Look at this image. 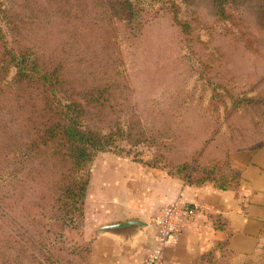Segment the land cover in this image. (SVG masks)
<instances>
[{
    "label": "rangeland",
    "instance_id": "rangeland-1",
    "mask_svg": "<svg viewBox=\"0 0 264 264\" xmlns=\"http://www.w3.org/2000/svg\"><path fill=\"white\" fill-rule=\"evenodd\" d=\"M10 49L38 64L29 74L49 78L55 104L80 102L83 124L112 135L82 180L101 154L170 171L189 164L199 179L208 165L226 172L227 152L264 144V0H0L7 81ZM5 82L0 264H72L90 240L86 195L74 209L57 201L65 163L54 147L35 158L18 150L22 130L6 112L17 89ZM220 264H264V238L257 254Z\"/></svg>",
    "mask_w": 264,
    "mask_h": 264
},
{
    "label": "crops",
    "instance_id": "crops-1",
    "mask_svg": "<svg viewBox=\"0 0 264 264\" xmlns=\"http://www.w3.org/2000/svg\"><path fill=\"white\" fill-rule=\"evenodd\" d=\"M229 161L240 171L239 187L223 190L212 181L188 184L128 158L97 156L85 199L88 264H142L155 231L154 216L175 201L197 212L178 242L165 248L160 264H194L206 252L218 253L224 242L233 255L257 254L264 238V144L230 151ZM128 220L148 225L131 234H95L102 226Z\"/></svg>",
    "mask_w": 264,
    "mask_h": 264
},
{
    "label": "trees",
    "instance_id": "trees-1",
    "mask_svg": "<svg viewBox=\"0 0 264 264\" xmlns=\"http://www.w3.org/2000/svg\"><path fill=\"white\" fill-rule=\"evenodd\" d=\"M6 51L9 54V59H3L2 62L14 65L16 73L10 81H7L8 71L1 72L0 77L1 80H6L5 85H8L10 90L17 89L15 93L16 100L9 104V107L13 106L14 111L10 113L8 108L6 112L14 117L13 121L22 130L20 133L22 137L19 140L21 143L16 142L18 150L24 151L23 156L26 158H35L38 155L46 154L48 149L54 147L53 154L61 157V160L65 163L60 172L62 184L59 188L60 195L57 201H61V198L71 202L73 209L78 208L77 202L79 200L83 201L85 198L89 181V179L82 180L80 178L81 171L93 156L98 153L109 152L107 150L111 144L112 135L94 130L83 124V117L87 115V111L80 102L71 100L61 103L56 100L55 104L50 98V94L53 95L55 90L48 82L49 78L46 75H40L35 80L29 74L31 71L40 74L36 62L33 61L30 68H28L29 54H17L11 49ZM48 85L52 87L51 90L47 88ZM4 87L0 86V96L5 94ZM32 93L34 94L32 95ZM253 102L256 103V101ZM1 104L0 100V110ZM20 116L22 121L19 120ZM208 147L207 145L205 148L209 151ZM225 160L224 163L227 164L226 172L220 171L215 165H208L209 168L203 167L201 169L205 175L199 179H195L193 176V174H196L197 167L191 168L189 164H184L173 171L168 169L163 171L169 176L180 178L188 184L200 185L212 181L219 189H237L239 187L240 171L231 166L229 152L226 153ZM201 166L205 165L202 164ZM184 172H188V174L185 175ZM217 220L219 226L224 227L226 222L222 218ZM84 248V257L78 253L81 249H75L77 257L76 260L72 261V264H88L90 241ZM218 249V253L215 251L206 252L194 264H220L232 254L226 242L220 244ZM68 264H71V262H68Z\"/></svg>",
    "mask_w": 264,
    "mask_h": 264
},
{
    "label": "built area",
    "instance_id": "built-area-1",
    "mask_svg": "<svg viewBox=\"0 0 264 264\" xmlns=\"http://www.w3.org/2000/svg\"><path fill=\"white\" fill-rule=\"evenodd\" d=\"M196 209L175 201L162 208L153 218L155 231L142 264H160L166 247L175 245L181 231L195 217Z\"/></svg>",
    "mask_w": 264,
    "mask_h": 264
},
{
    "label": "water",
    "instance_id": "water-1",
    "mask_svg": "<svg viewBox=\"0 0 264 264\" xmlns=\"http://www.w3.org/2000/svg\"><path fill=\"white\" fill-rule=\"evenodd\" d=\"M147 225V223L141 220H128L125 222L102 226L95 231V234H131L138 229L147 227Z\"/></svg>",
    "mask_w": 264,
    "mask_h": 264
}]
</instances>
